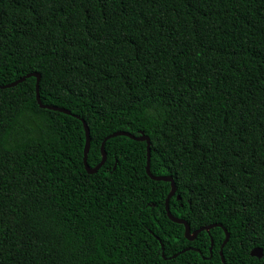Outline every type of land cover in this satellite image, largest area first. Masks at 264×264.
Segmentation results:
<instances>
[{
  "label": "trees",
  "instance_id": "16d2710c",
  "mask_svg": "<svg viewBox=\"0 0 264 264\" xmlns=\"http://www.w3.org/2000/svg\"><path fill=\"white\" fill-rule=\"evenodd\" d=\"M67 109L71 114L42 108ZM77 115L78 117L74 116ZM263 264L264 0H0V264Z\"/></svg>",
  "mask_w": 264,
  "mask_h": 264
},
{
  "label": "water",
  "instance_id": "95a60500",
  "mask_svg": "<svg viewBox=\"0 0 264 264\" xmlns=\"http://www.w3.org/2000/svg\"><path fill=\"white\" fill-rule=\"evenodd\" d=\"M31 76L37 78V82H36L37 101H38L39 105L42 108L51 109V110H55V111H60V112L66 113V114H71V112L69 110H67V109L60 108V107H56V106H47V105H44L41 102L40 92H39L41 75L39 73L34 72V73H31V74H28L27 76H24L21 79H19L17 81H14L13 83H10V84H7V85L2 86V88H8V87L16 86L17 84L23 82L27 77H31ZM74 116L78 117L77 115H74ZM81 120H82V122L84 124L85 132H86V145H85V151H84V163H85L86 169H87V171L89 173H95V172H97L105 164L106 159H107V153L105 151V143H106V141L108 139L113 138V137H116V136L125 135V136H129L130 138L135 139V140H138V141H145L147 143V173L154 180H157V181L158 180L169 181L172 184L171 194L169 195V197H168V199L166 201V211H167V214H168L169 218L172 221H174L176 223L183 224L185 226V236H186V238L188 240H194L198 236V234L200 232L205 231V230H210V228H212L215 225H218V226L222 227L224 229L225 233H226V238H225V241H224V243H223V245L221 247V255H222L223 264H227L226 261H225L224 255H223V248L228 243V241L230 239V234H229V232L227 231L226 228H224L221 224H215V225H211L209 227H202L199 230H197L195 232H192L191 231V228H190V225L187 223V221H185L183 219H180V218H177V217H175L171 213V210H170V207H169V198H170V196H172V195L175 194V192H176V185L174 183L173 178L170 177V176H154V175L151 174V170H150L151 141H150V138L148 136L142 135L141 137H136L133 134H130L128 132H123V131H118V132H114V133L110 134L109 136H107L105 138V140L102 143V160H101V162L97 165L96 168L91 169L89 167V165H88V162H87L88 153H89L90 145H91L90 130H89V127H88L87 123L82 118H81ZM251 255L254 256V257H257V258H262L263 255H264V253H263V250L261 248H254L252 250V252H251ZM263 264H264V262H263Z\"/></svg>",
  "mask_w": 264,
  "mask_h": 264
}]
</instances>
